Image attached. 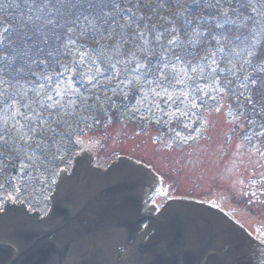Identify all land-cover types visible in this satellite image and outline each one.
<instances>
[{
  "label": "rangeland",
  "instance_id": "374dc122",
  "mask_svg": "<svg viewBox=\"0 0 264 264\" xmlns=\"http://www.w3.org/2000/svg\"><path fill=\"white\" fill-rule=\"evenodd\" d=\"M149 1L90 0L98 5L86 13L93 24L103 5V35L92 38L73 32L64 44L53 39L23 46L15 41V21L28 14L33 0L0 1L7 5L0 8L1 53L10 61L2 68L17 81L14 88H0V207L7 200L49 202L57 182L52 173L70 168L85 149L94 155L96 166L119 156L149 166L160 177L153 200L160 209L178 198L220 207L264 244V144L249 140L244 120L214 76L223 50L218 47L195 64L166 62L161 71L152 72L142 56L154 51L133 10ZM154 1L166 8H184L186 23L193 21L188 28L192 38L199 34L195 20L222 25L252 19V30L228 52L234 60H245L259 43L264 0ZM128 24L134 27L127 35ZM76 36L97 45L77 43ZM181 41L174 36L171 43ZM162 49L164 57L170 48ZM85 72L87 78L82 76ZM57 82L61 89L70 86L74 92L58 96L52 88ZM130 95L133 103L117 104ZM109 106L119 107L117 119ZM43 126L65 143L58 146L63 153L55 156L59 163L65 157L58 168L41 148Z\"/></svg>",
  "mask_w": 264,
  "mask_h": 264
},
{
  "label": "water",
  "instance_id": "95a60500",
  "mask_svg": "<svg viewBox=\"0 0 264 264\" xmlns=\"http://www.w3.org/2000/svg\"><path fill=\"white\" fill-rule=\"evenodd\" d=\"M82 154L73 176L59 184L48 218L12 207L0 215V264H251L253 235L198 200H169L149 217L153 232L140 244L136 204L160 177L125 156L97 168L93 154ZM82 165L94 168L83 174ZM120 248L126 253L119 259Z\"/></svg>",
  "mask_w": 264,
  "mask_h": 264
},
{
  "label": "trees",
  "instance_id": "16d2710c",
  "mask_svg": "<svg viewBox=\"0 0 264 264\" xmlns=\"http://www.w3.org/2000/svg\"><path fill=\"white\" fill-rule=\"evenodd\" d=\"M2 1V0H0ZM5 1V0H4ZM135 10L138 26L143 29V34L149 48L153 49L154 54H143L142 60L147 63L152 72L161 71L162 66L166 62L173 63L176 60L188 63H198L205 59V56L210 55L218 47L222 48L220 59L217 62L218 69L215 70V77L218 78L220 85L229 93L231 102L236 114L243 119L246 133H249L250 141H259L264 144V6L262 8L261 22L263 25L259 43L255 50L245 60H234L228 54L235 43L246 37L252 30V19L245 22H233L218 25L211 19L195 20L193 27L199 29L197 37H189L188 28L191 26L190 21L186 23L184 16V8L180 6L166 8L161 3L151 0ZM1 21V20H0ZM2 24V21L0 22ZM133 24H128L126 33H130L133 29ZM3 31L0 25V32ZM174 36L183 38V41L178 44L171 43ZM77 43H84L90 47H96L97 43L91 39L80 38L76 36ZM0 42V88L9 85L10 88L16 87V80L6 76L8 70L3 69L10 61L8 55H2L4 47ZM129 46V44H128ZM169 47L170 50L163 57L162 48ZM157 65V66H156ZM134 96H129L118 99L119 106H127L133 103ZM116 106V104H114ZM110 115L117 119L119 107H108ZM109 115V116H110ZM156 128L167 131V128H162L154 124ZM180 126H183L179 123ZM40 136L45 143L42 150L46 153L48 160H55L52 164L55 168L63 165L65 157L59 163V159L55 157L58 153H63L58 146L61 143L58 137L53 132L41 127ZM57 136V135H56ZM68 144V143H66ZM53 146H56L53 148ZM52 148V149H51ZM50 149V150H48ZM52 152L51 155L48 153ZM69 152V150H68Z\"/></svg>",
  "mask_w": 264,
  "mask_h": 264
},
{
  "label": "snow or ice",
  "instance_id": "6c2138e0",
  "mask_svg": "<svg viewBox=\"0 0 264 264\" xmlns=\"http://www.w3.org/2000/svg\"><path fill=\"white\" fill-rule=\"evenodd\" d=\"M6 7L7 5L0 4V8ZM97 7L98 5L90 0H33V3L29 5L28 14L15 21V41L21 46L38 45L41 40L48 42L53 39L64 44L66 39L71 41L73 32L92 38L103 35L100 31L103 5H100L101 11L97 13L94 24L86 15L90 9H97ZM81 20L85 23L80 24ZM80 63H84L83 54H81ZM87 75V72L82 74L84 78H87ZM52 88L58 96L70 91L74 92L70 86L61 89L58 82ZM47 99L53 100L52 95H48ZM54 103L64 107L60 101Z\"/></svg>",
  "mask_w": 264,
  "mask_h": 264
},
{
  "label": "flooded vegetation",
  "instance_id": "af4514ba",
  "mask_svg": "<svg viewBox=\"0 0 264 264\" xmlns=\"http://www.w3.org/2000/svg\"><path fill=\"white\" fill-rule=\"evenodd\" d=\"M82 156L83 154L76 156L70 168L68 167L61 168L58 173L56 172L52 173V175L55 178L57 177V182H55V186L53 187V190H52L53 193L49 197V202L47 201L48 204L46 203L42 205L41 203L37 202L35 205H33V204H29L26 201L16 203L11 200L10 201L7 200L5 205L3 207H0V215L7 213L8 210L12 207L15 210L23 209L24 211L28 213V215L34 216L40 221L48 218L52 210L53 203H54L53 196L56 194L59 184L62 182L63 178H68V177L73 176V171L78 167V158ZM96 167L98 168L100 166H96ZM90 168L93 169L94 166L88 167V170ZM88 170H87V166L82 165L81 171L83 174L88 173ZM14 173L15 172H13V174ZM14 175L11 176V178L14 179L15 178ZM82 180L84 184L88 183L85 176H83ZM158 191H159L158 186L153 187V189H151L150 192H148L146 196H144L136 204V214H135L136 216L135 217L143 220L138 228V235L140 237L141 236L143 237L140 241V244H145L150 234L153 232L152 228H149V226L151 225L149 217H155L160 211L158 204L153 201L154 197L158 196V193H159ZM132 242L133 241L131 240L130 243ZM219 250L222 251V250H225V248H221ZM125 253H126V250L124 248H120L118 250V258L120 259ZM250 259H251V264H264V246H262V244L257 242L256 240H254V243L252 244L251 249H250Z\"/></svg>",
  "mask_w": 264,
  "mask_h": 264
}]
</instances>
